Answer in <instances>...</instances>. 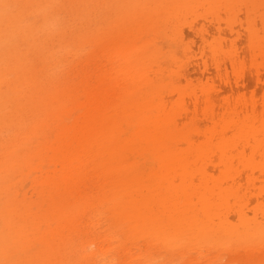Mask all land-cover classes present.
Listing matches in <instances>:
<instances>
[{
    "label": "rangeland",
    "instance_id": "rangeland-1",
    "mask_svg": "<svg viewBox=\"0 0 264 264\" xmlns=\"http://www.w3.org/2000/svg\"><path fill=\"white\" fill-rule=\"evenodd\" d=\"M0 264H264V0H0Z\"/></svg>",
    "mask_w": 264,
    "mask_h": 264
}]
</instances>
